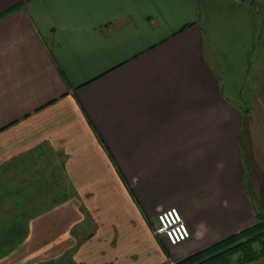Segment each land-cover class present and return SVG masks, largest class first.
I'll return each instance as SVG.
<instances>
[{
	"label": "crops",
	"instance_id": "crops-1",
	"mask_svg": "<svg viewBox=\"0 0 264 264\" xmlns=\"http://www.w3.org/2000/svg\"><path fill=\"white\" fill-rule=\"evenodd\" d=\"M257 215L264 0H0V264H167Z\"/></svg>",
	"mask_w": 264,
	"mask_h": 264
},
{
	"label": "trees",
	"instance_id": "trees-1",
	"mask_svg": "<svg viewBox=\"0 0 264 264\" xmlns=\"http://www.w3.org/2000/svg\"><path fill=\"white\" fill-rule=\"evenodd\" d=\"M263 256L264 216L257 215L253 226L172 264H252ZM70 258L71 255H67L51 264H63Z\"/></svg>",
	"mask_w": 264,
	"mask_h": 264
},
{
	"label": "rangeland",
	"instance_id": "rangeland-1",
	"mask_svg": "<svg viewBox=\"0 0 264 264\" xmlns=\"http://www.w3.org/2000/svg\"><path fill=\"white\" fill-rule=\"evenodd\" d=\"M203 4V3H202ZM201 7H203V5H201ZM229 78V77H228ZM231 78V77H230ZM248 79V77H245L244 78V85L247 87V83H246V80ZM246 87H244L243 89L244 90H246ZM247 91V90H246ZM131 182V184L133 185V186H135V188H136V186H139V181H137L136 179L135 180H133V179H129ZM54 181H55V179H54ZM9 190V188L7 187V191ZM60 191H62V190H60ZM54 192H55V190H54ZM72 196V195H74V194H72L71 193V195H70V193H67V195H64V193H62V192H60V193H53V194H49V195H46V194H41V193H37V194H31V195H22V198H21V200H26V201H29L30 200V198H31V200H34L35 198L38 200V202H41V201H44V200H48L49 198H50V196H53V200H54V202H58V201H60V200H63L64 198H66L65 196ZM8 198H10V199H12V197H8L7 196V199ZM10 199H9V201H10ZM12 201V200H11ZM10 201V202H11ZM82 201L84 202V203H86V201L85 200H83L82 199ZM9 202V203H10ZM12 203V202H11ZM9 206V205H8ZM10 207V206H9ZM85 207V206H84ZM7 213H12L13 211L11 210H9V209H7V211H6ZM84 212H85V215H86V231L84 232L83 231V235L84 236H88L91 232H93V228H94V219H95V213H96V211H94V210H90V209H84ZM7 216H10V215H7ZM15 229V228H14ZM14 229L13 230H11L10 232H7V236H6V239H7V242H9L10 244H11V240H8V239H11V237H13V234H14ZM152 229H154V228H152ZM82 230V229H81ZM18 231V230H17ZM16 231V232H17ZM25 233V229L22 227V230H21V234L23 235ZM81 233V232H80ZM89 238V237H88ZM134 242H137V243H135L134 245H133V249L135 250V254H140L141 256H145V254H146V252H145V247L147 246V247H153V245H152V242H150L149 240H147L146 239V236H144V234L141 236V237H139V238H136V239H134L133 240ZM130 245H131V243L129 244V247H130ZM130 248H132V247H130ZM167 255V254H166ZM165 257H167V256H165ZM72 258H70L69 259V261L68 260H66V262L65 263H63V264H72L71 262L72 261H74V260H71ZM143 258H139L138 259V262L139 261H141ZM134 263V261H130V259H129V264H133ZM143 263H144V260H143ZM143 263H139V264H143ZM173 262H167V264H172ZM60 264H62V263H60ZM74 264H76V262L74 263ZM252 264H264V256L258 261V262H255V263H252Z\"/></svg>",
	"mask_w": 264,
	"mask_h": 264
},
{
	"label": "built area",
	"instance_id": "built-area-1",
	"mask_svg": "<svg viewBox=\"0 0 264 264\" xmlns=\"http://www.w3.org/2000/svg\"><path fill=\"white\" fill-rule=\"evenodd\" d=\"M154 233L171 246H179L191 238L189 227L177 208H169L158 213Z\"/></svg>",
	"mask_w": 264,
	"mask_h": 264
}]
</instances>
